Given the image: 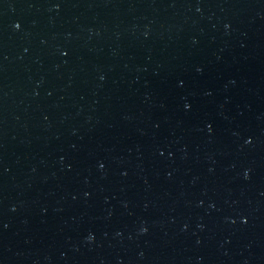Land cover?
Instances as JSON below:
<instances>
[{
  "label": "water",
  "instance_id": "obj_1",
  "mask_svg": "<svg viewBox=\"0 0 264 264\" xmlns=\"http://www.w3.org/2000/svg\"><path fill=\"white\" fill-rule=\"evenodd\" d=\"M126 0H0V237Z\"/></svg>",
  "mask_w": 264,
  "mask_h": 264
}]
</instances>
